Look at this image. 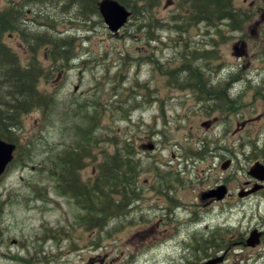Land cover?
Segmentation results:
<instances>
[{
	"label": "flooded vegetation",
	"instance_id": "flooded-vegetation-1",
	"mask_svg": "<svg viewBox=\"0 0 264 264\" xmlns=\"http://www.w3.org/2000/svg\"><path fill=\"white\" fill-rule=\"evenodd\" d=\"M56 1L58 0H10L8 2H12L21 10L22 6L48 5ZM0 4L4 6L5 0H0ZM48 17L50 20L51 15ZM23 18L22 24H25L23 26H26L27 20L33 21V18L26 19V16ZM34 22H37L35 18ZM43 26L47 27L48 24L43 23ZM125 32L127 31L122 30L115 37ZM253 32L258 38L255 41L257 45L252 46L253 54L257 55L258 58H255L257 60L262 58L260 67H253L251 62L222 63L223 67H221L214 65L211 61L200 63L205 66L204 68H213L210 76L194 63H192L194 67L188 73V75L201 77L203 75L202 80L208 86L225 95H216L217 92L200 93L195 88L184 90L183 94L184 110L205 113L214 124L206 121L202 127L206 129L221 127L219 135L218 128L214 132L213 129L204 130L200 135L187 133L188 138L194 139L190 142L186 141L189 149L181 152L182 144L176 141L170 147V157L160 156L163 134L142 131L144 124H141L139 120L135 122L132 113L138 110L139 106L131 103L134 94L130 97L128 95L126 121L133 126L135 122L137 125L135 130L127 133L125 141L113 135L109 143H103L104 146L110 144L112 147H109L110 168L114 172L110 190V199L113 202L108 207L110 212L101 213L99 206L93 208L79 206L83 212L81 219L86 220L81 223L82 228L91 230L89 233L91 241H41L38 248H33L36 244L29 241H0V264H138L141 257L148 255L160 256L169 264H227L230 261H234V264H249L250 261L253 264H261L264 258V220L261 221L260 214L261 209L264 210V143H262L264 132L256 131L244 122L246 121L245 109L251 110L252 114L259 109L252 108L254 100L250 90L256 82L254 77L264 78V30ZM16 36L20 39L21 33L17 32ZM21 41L24 44L23 40ZM153 42H159V40H153ZM259 49L260 53H257ZM74 50L75 48L71 50L68 61L52 62L50 66L53 70L52 75L58 69L68 71L74 66L82 54L78 48ZM12 51L18 55L24 65L28 64L30 51L25 46V56H20L13 49ZM246 54L243 48L237 45L233 47V55L241 58L240 60H243ZM143 59L153 66L152 81L158 80L162 82V85L161 88L156 86V93H153L150 83L146 82L143 84L144 87H137L144 91V93L138 92L137 97L143 98L145 102L153 100L158 102L162 101L161 89L165 85L170 87L171 91H173L171 86L182 90L179 87L182 81L180 71L188 70L189 66L186 63L180 67L175 65L170 67L169 72L176 76L171 79L169 75H166L169 77L166 82L164 76H160L162 72H165L164 64L155 55H145ZM224 70H228L226 72L229 76L222 79ZM63 74L64 72L61 71L59 76ZM195 82L196 80L190 81V84L196 85ZM234 84H240V92L235 93L236 95L230 93ZM49 94L53 95L51 91ZM154 96L155 99H153ZM230 114L235 115L238 129V134L234 136L233 141L228 139L233 136L235 129L230 131V127L224 123L226 116ZM218 115L224 120H221ZM187 118V115L183 114L179 120L186 121ZM256 118L263 117L256 116ZM249 121L250 125L259 122L250 119ZM69 132H64L69 135L70 140L61 143L62 149L57 150L58 152L53 151L55 153H48L50 157L44 170L45 174L53 178L54 176L49 174L55 165L52 163L57 162L58 153H61L63 170L73 172L74 174H69L70 177L77 176V179H68L67 186L64 185L66 182L63 184L65 189L63 195L70 197V192H67L70 182L73 184H70L72 187L79 184L83 186L84 183L90 185L96 183L101 156L104 152L98 149L91 150L85 157L83 149L79 146L83 143L73 141V136ZM121 147L123 150L120 149ZM232 148L238 151L236 155L230 150ZM218 151L226 155L231 153L233 157L241 154L245 160H255V162L247 167V175L245 171L244 178L238 179L237 182H230L224 171L228 170L233 159L226 158L222 165L219 163V167L214 165L215 160L219 159ZM122 159L123 168L119 167L118 163ZM225 163H228L226 167ZM192 175L197 178L196 184L192 181ZM118 176L125 180L124 194L118 186ZM54 178L58 180L57 176ZM247 220L255 224L245 227L244 223ZM133 225L140 226L137 239L144 242L138 248L135 247V241H111L113 242L111 245L104 247H98L103 241H94L99 231L109 227L115 230L118 227L133 228L135 227ZM184 229L187 231L185 237ZM252 235L258 236V241H252ZM1 236L0 233V238ZM12 247L16 248L14 252H11Z\"/></svg>",
	"mask_w": 264,
	"mask_h": 264
},
{
	"label": "rangeland",
	"instance_id": "rangeland-1",
	"mask_svg": "<svg viewBox=\"0 0 264 264\" xmlns=\"http://www.w3.org/2000/svg\"><path fill=\"white\" fill-rule=\"evenodd\" d=\"M177 2L178 0H162L161 5L154 10L153 15L165 23H171L168 25H173L175 23L173 17L179 13ZM63 3L58 6L46 4L29 6L26 12L30 11V13H28L26 19L33 18V21L27 20L26 26L28 28L25 27L33 33L37 31L41 33L49 32L59 39H65L67 36L75 37L77 45L74 51L78 48L82 54L70 70H56L50 81H45L41 85L42 91L47 93L51 91L55 96L56 106L51 113L52 120H48L46 127L42 128L40 112H33L25 116L22 136L26 139L33 136L38 141L32 159L27 160L25 163L14 161L0 181V199L4 203L3 212L0 216L1 241H29V243L36 244L33 248H38L41 241H91L89 235L91 230L82 228L81 223L86 220L81 219L83 212L76 204V200L62 195L58 189V180L41 172V168L46 166V162L50 157L48 153L60 151L62 149L61 143L70 140L69 135L64 134L62 131L64 126L71 125L67 124L68 120L63 117L66 107L68 108L69 105L74 106V102H90V105L99 103L106 110L112 109L103 118L102 126L99 128L97 135H108L110 138L114 135L121 137L123 141H125L124 138H127V133L129 134L135 130L137 126L135 122L139 120L141 124H144L142 129L144 133L160 132L163 134L164 140L161 139L162 153L160 156L164 155L165 158H168L171 154L170 147L176 141L182 144L181 152H183L189 149L187 142L194 140L188 138L187 133L200 135L204 130L213 129V127L207 129L202 127L204 122L211 121L213 124L214 122L202 111L197 113L185 111L183 108L184 90H179L177 87L171 86L173 88V91H171L170 87L165 85L161 89L162 94L160 97L162 101L159 100L160 102L154 100L145 102L143 98L137 97L138 92L144 93L143 89L137 87H141L146 82L150 83V89L153 93H156V86L161 88L162 85V82H158V80L152 81L153 66L148 64L143 56L155 55L164 64L165 72H162L160 76H164L166 82L169 79L166 75L171 73L169 72L170 67L174 65L180 67L185 64L184 57L189 59L191 51H197L198 53L193 59V63L205 71L208 76L213 72V68H204L205 66L200 64L211 62L202 57L205 51L214 52L213 55H216V58L212 61L216 66L223 67L222 63L236 64L237 62H251L253 67L262 65V58L257 60L255 59L258 58L257 55L253 54L252 46L257 45L255 41L258 38L255 32L252 33V31L264 30V0L235 1L239 9L247 11L251 15V19L243 24L241 30H232L228 26V22H224L219 24L218 28H208L204 23L198 25V27L191 26L188 28L187 33L176 32V29L168 28L169 26H164V28L152 32L148 28L139 29L138 22L131 21L123 30L127 32L119 37L111 36L104 22L103 24L99 22L98 15L90 22L89 29L84 30L85 21L77 12L79 8L70 6L68 9L62 7ZM63 8L69 11H65ZM43 15L52 16L50 20L58 24L56 32L43 26L42 22L45 23L42 21L45 20ZM34 18L37 22H34ZM149 32H152L154 36L151 40L147 39ZM21 40V38H17L15 33L14 36L8 35L5 42L20 56H25L24 45ZM153 40H159V42H153ZM185 45L189 47L188 51ZM236 45L247 52L243 60L233 55V47ZM48 52L49 48L46 47L39 54V58L46 68H49L53 62L48 57ZM257 53H260V49ZM61 71L64 74L59 76ZM226 71L228 70L222 72V79L229 76ZM254 81L256 82L252 85L253 89L250 90L254 100L252 108L258 107L259 109H256L253 112L254 114L251 110L245 109L246 121L244 122L249 124L248 127L264 132V78L254 77ZM76 87H79L77 92L74 91ZM237 92H240L239 86L236 87L235 93ZM261 93L263 94L261 95ZM132 94H134V98H132L131 103L139 106L138 110L132 112L135 120L134 126L126 121L127 111L120 113L116 111L117 106L111 108L112 103L118 105L119 102L126 104L125 108L127 109L126 98ZM135 99L138 100L135 101ZM153 99H155V96ZM92 111L91 108V113H93ZM183 114L188 117L186 121L179 120V117H182ZM256 116L263 118L259 119ZM218 117L224 120L222 116L218 115ZM249 119L259 122L250 125ZM224 123L230 127V131L235 129L233 136L228 139V141H233L234 136L238 134L235 115H227ZM217 128L213 129V132ZM221 130V127L218 128V135ZM262 143H264V136ZM106 146L111 147L110 144ZM230 150L235 155L238 152L235 148ZM217 156L219 159L215 160L214 165L218 167L219 163L222 165L227 160L226 158L233 159V163L230 164L228 170L224 171L230 182H237L238 179L244 178L245 171L247 175V167L255 162V160H245L241 154L238 157H233L234 155L231 153L226 155L222 151H218ZM20 157L21 155L18 153L17 160ZM102 161L103 159H101ZM227 165L228 163H225V167ZM196 180L197 178L192 175L194 184H196ZM36 188L48 193L47 201L35 196L33 189ZM260 214L261 221H263V209H261ZM253 224L255 222L251 223L247 220L244 226L247 227ZM45 227L51 230H59V240L57 238L53 240L52 236L54 235L51 233L46 236L44 233ZM139 231L140 226L124 229L118 227L116 230L109 227L96 236L97 241H103L98 247L109 246L113 243L111 241H135V247L138 248L144 243L137 239ZM183 234L185 237V234H187L186 229H184ZM15 249V247H12L11 252H14ZM262 259L261 264H264V258ZM139 261L138 264H169L168 261L162 260V257H152L151 255L143 256ZM231 263L234 264V261L227 264ZM249 264L253 263L250 261Z\"/></svg>",
	"mask_w": 264,
	"mask_h": 264
},
{
	"label": "trees",
	"instance_id": "trees-1",
	"mask_svg": "<svg viewBox=\"0 0 264 264\" xmlns=\"http://www.w3.org/2000/svg\"><path fill=\"white\" fill-rule=\"evenodd\" d=\"M10 1V0H8ZM102 0H73L64 2V0H58L48 5L58 6L62 4V7L70 8V6L78 7L77 11L85 21L84 30L89 29L90 22L94 20L95 16H99V22L103 24L102 17L99 12V3ZM131 12V21L138 22L139 29L148 28L150 31H154L164 26L168 28L176 29V32L187 33L188 28L204 23L208 28H218L219 24L228 22V26L232 30H241L243 24L251 19V15L236 6V0H178L179 13L173 17V25L171 23H165L161 19H157L153 12L161 5L162 0H117ZM4 9L0 10V139L17 145L18 152L21 157L15 161L26 162L32 159V155L37 145V138L33 136L27 139L22 136L24 132V118L25 116L33 113H41V127H46V123L51 119V113L55 108V96L50 95L47 92L41 90L43 82H49L52 78L53 70L46 68L43 65V61L40 60L39 54L43 48H49L48 57L52 61H68L70 59V53L73 48H76L77 39L75 37L67 36L65 39H59L49 32L41 33L39 31L30 33V31L23 26L24 16L28 17L26 9L29 6H22L21 10L17 8L12 2H8ZM68 8V9H69ZM65 11H69L63 8ZM23 16V17H22ZM45 23L50 30L56 32L58 24L53 20L49 21L48 15H43ZM52 18V16H51ZM39 19V18H38ZM144 21H146L144 23ZM43 24V23H42ZM20 32L23 40V45L28 51H30V59L28 64L24 65L17 54L6 44L5 39L8 35L13 36L15 33ZM149 32L147 39H153V33ZM187 46V45H186ZM187 51L189 47H186ZM213 52H204L202 57L207 61H212L216 58ZM189 56V55H186ZM192 56V55H191ZM194 58H186L184 60L187 64V69H180L181 83L179 87L182 90H188L195 88L200 93H216V89L208 86L202 77L197 75H188L191 68L194 67ZM176 75L170 74L169 77L174 79ZM196 80L195 84H190V81ZM171 85L173 81H170ZM48 91V90H47ZM225 94L228 92L223 91ZM222 94L217 92L216 95ZM225 96L224 94H222ZM66 107L63 117L68 120L67 124L70 126H64L62 131H70L69 134L73 136L72 140L78 143H83L85 146L79 145L84 153L85 157L91 150H100L103 153L101 159L103 161L99 164V172L97 175L96 183L90 184H79V186L72 187L70 184L67 188V192H70L72 198L76 200V204L86 207L99 206L100 212H110L108 207L113 202L110 198V190L112 189V174L110 163L111 157L109 154V147L101 145L102 143H109L112 138L108 135L102 136L97 135L99 128L102 126L101 122L105 115L112 111L104 109L99 103L90 102L76 103ZM107 107L109 105L105 104ZM117 106L116 111L123 113L128 112V108H125L123 103L118 105L111 104V108ZM91 108L93 113H91ZM67 122V121H66ZM39 124V125H40ZM87 144V145H86ZM120 149L123 150V147ZM61 153H58L57 162L49 173L52 176H57L58 181L63 188L64 182L68 184V179L75 178L77 176L70 177V170H63V159H61ZM119 167H124L123 159L120 160ZM86 165V163H85ZM47 166V164H46ZM45 168V167H43ZM44 173L43 169L41 170ZM117 173V171H116ZM74 174V173H73ZM118 186L125 192V180L118 176ZM75 184V183H74ZM73 185V184H72ZM76 185V184H75ZM90 192L88 193V190ZM35 196L43 200L46 199L45 191H41L38 188L34 190ZM65 192V191H64ZM3 203L0 200V214L2 212ZM45 235L48 236L50 233L53 234L52 239L59 240V230H51L48 227L44 228Z\"/></svg>",
	"mask_w": 264,
	"mask_h": 264
},
{
	"label": "water",
	"instance_id": "water-1",
	"mask_svg": "<svg viewBox=\"0 0 264 264\" xmlns=\"http://www.w3.org/2000/svg\"><path fill=\"white\" fill-rule=\"evenodd\" d=\"M99 12L108 30L118 33L129 21L130 11L117 0H102L99 3ZM78 87L75 88V91ZM16 145L0 139V177L5 173L8 165L14 159ZM258 241V236L252 237Z\"/></svg>",
	"mask_w": 264,
	"mask_h": 264
},
{
	"label": "bare ground",
	"instance_id": "bare-ground-1",
	"mask_svg": "<svg viewBox=\"0 0 264 264\" xmlns=\"http://www.w3.org/2000/svg\"><path fill=\"white\" fill-rule=\"evenodd\" d=\"M252 237H253V235H252ZM252 237H251V239H252Z\"/></svg>",
	"mask_w": 264,
	"mask_h": 264
}]
</instances>
